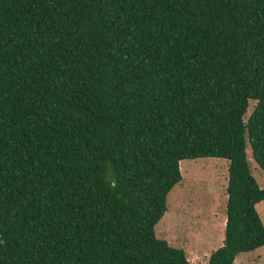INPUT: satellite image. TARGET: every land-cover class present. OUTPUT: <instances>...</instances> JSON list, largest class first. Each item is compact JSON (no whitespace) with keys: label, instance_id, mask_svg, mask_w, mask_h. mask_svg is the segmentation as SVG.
I'll list each match as a JSON object with an SVG mask.
<instances>
[{"label":"trees","instance_id":"16d2710c","mask_svg":"<svg viewBox=\"0 0 264 264\" xmlns=\"http://www.w3.org/2000/svg\"><path fill=\"white\" fill-rule=\"evenodd\" d=\"M247 145L264 173V0H0V264H190L154 227L202 158L233 264L264 246Z\"/></svg>","mask_w":264,"mask_h":264},{"label":"rangeland","instance_id":"374dc122","mask_svg":"<svg viewBox=\"0 0 264 264\" xmlns=\"http://www.w3.org/2000/svg\"><path fill=\"white\" fill-rule=\"evenodd\" d=\"M255 104V101H249L244 122ZM246 152L251 173L258 186L264 189V173L251 159L248 145ZM227 168L228 161L224 159L182 160L179 163L182 180L168 193L166 212L154 227L156 238L165 240L174 248L182 249L191 264H200L214 248L222 244L221 235L224 236L222 229L226 217ZM256 211L264 226V201L256 206ZM207 238L216 242L211 244V249H201ZM233 264H264V246L239 254Z\"/></svg>","mask_w":264,"mask_h":264},{"label":"crops","instance_id":"0c3cea01","mask_svg":"<svg viewBox=\"0 0 264 264\" xmlns=\"http://www.w3.org/2000/svg\"><path fill=\"white\" fill-rule=\"evenodd\" d=\"M180 162H181V161H180ZM257 205H258V204H257ZM257 205H256V206H257ZM225 221H226V217H225ZM225 221H224V227H223V229H222V232H223V233H224V229H225ZM211 239H212V238H211ZM223 239H224V236L221 235V241H223ZM206 241H207L206 244H203L202 248H201V246H200L201 249H205V247H210L209 249H211L213 243L216 242V241H214V239L209 240V238H207ZM221 241H220V242H221ZM211 244H212V245H211ZM205 245H206V246H205ZM210 245H211V246H210ZM221 245H222V244H221ZM221 245L217 246V248H214V249H215V250L218 249L219 247H221ZM215 250H214V251H215ZM207 251H208V250H207ZM214 251H213V252H214ZM213 252H212V253H213ZM212 253H210V254L207 256V258H206L205 260H202V261L200 262V264H207L206 261H208V258H209V256H210ZM187 260H188V259H187ZM189 263H190V262H189ZM190 264H191V263H190ZM198 264H199V263H198Z\"/></svg>","mask_w":264,"mask_h":264}]
</instances>
